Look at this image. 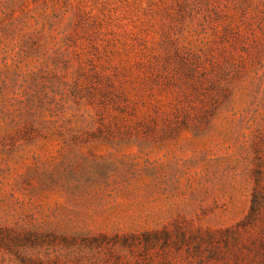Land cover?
I'll list each match as a JSON object with an SVG mask.
<instances>
[{
  "label": "rangeland",
  "instance_id": "rangeland-1",
  "mask_svg": "<svg viewBox=\"0 0 264 264\" xmlns=\"http://www.w3.org/2000/svg\"><path fill=\"white\" fill-rule=\"evenodd\" d=\"M183 1L0 0V264H264V0Z\"/></svg>",
  "mask_w": 264,
  "mask_h": 264
},
{
  "label": "trees",
  "instance_id": "trees-1",
  "mask_svg": "<svg viewBox=\"0 0 264 264\" xmlns=\"http://www.w3.org/2000/svg\"><path fill=\"white\" fill-rule=\"evenodd\" d=\"M183 3H180V5H179V7H180L179 13L183 14V15L184 14L185 15L186 14L191 15V14H193L194 11H199L200 7H201V6L197 7L198 3L192 5V3H190L188 0H184ZM192 6H193V8H192Z\"/></svg>",
  "mask_w": 264,
  "mask_h": 264
}]
</instances>
